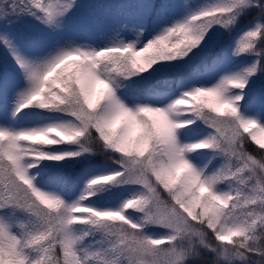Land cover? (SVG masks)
Masks as SVG:
<instances>
[{"label":"snow or ice","instance_id":"snow-or-ice-1","mask_svg":"<svg viewBox=\"0 0 264 264\" xmlns=\"http://www.w3.org/2000/svg\"><path fill=\"white\" fill-rule=\"evenodd\" d=\"M0 51V264H264V0H0Z\"/></svg>","mask_w":264,"mask_h":264},{"label":"trees","instance_id":"trees-1","mask_svg":"<svg viewBox=\"0 0 264 264\" xmlns=\"http://www.w3.org/2000/svg\"><path fill=\"white\" fill-rule=\"evenodd\" d=\"M88 2H92V3H103L104 0H88ZM117 5L119 4H124V2H120V1H117L116 2ZM124 11H127V10H123ZM258 16V13H252L250 16L246 17L244 20L241 21V27L247 25L250 21H252L253 17H257ZM239 29H237L238 31ZM226 39H230V35L228 37H226ZM0 60H1V57H0ZM173 77H174V74H173ZM257 84L260 85V84H264V80H258L257 81ZM248 150L250 152H252L254 155L257 156V158H260V153L256 151V146L253 145L252 143H249L248 144ZM98 160H106L108 157L107 156H104V155H98L96 157ZM78 169H69L70 173L72 175H75V172L77 171Z\"/></svg>","mask_w":264,"mask_h":264},{"label":"rangeland","instance_id":"rangeland-1","mask_svg":"<svg viewBox=\"0 0 264 264\" xmlns=\"http://www.w3.org/2000/svg\"><path fill=\"white\" fill-rule=\"evenodd\" d=\"M117 1H120V2H124V4H132L135 2V0H104L103 3H112V4H116ZM81 2L85 3V4H90L92 2H88V0H81ZM193 2H196V0H193ZM202 2V0H201ZM121 12H123L122 9H116L115 10V13L116 14H120ZM67 35H73V31L71 30V26H70V30L66 33ZM0 57H1V60L3 59V52L0 51Z\"/></svg>","mask_w":264,"mask_h":264}]
</instances>
